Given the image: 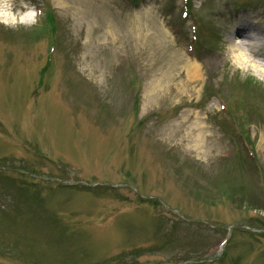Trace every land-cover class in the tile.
<instances>
[{"label": "rangeland", "instance_id": "obj_1", "mask_svg": "<svg viewBox=\"0 0 264 264\" xmlns=\"http://www.w3.org/2000/svg\"><path fill=\"white\" fill-rule=\"evenodd\" d=\"M263 15L0 0V264H264V62L231 36Z\"/></svg>", "mask_w": 264, "mask_h": 264}, {"label": "bare ground", "instance_id": "obj_2", "mask_svg": "<svg viewBox=\"0 0 264 264\" xmlns=\"http://www.w3.org/2000/svg\"><path fill=\"white\" fill-rule=\"evenodd\" d=\"M264 16V15H263ZM252 20L251 17H248ZM248 18L240 17L238 18L235 23L234 29L231 33L232 38H237L241 40V44H233L232 51L236 53V55H232L233 59L238 63L239 66L243 67V69H253L254 60L264 62V28H262L258 21L250 22ZM29 19L34 20L35 16L29 17ZM23 23H28L27 18L24 20ZM245 51V52H244ZM244 52V53H243ZM245 56L247 57H244ZM247 54V55H246ZM188 75L186 81L190 84L197 82L199 79V69L198 66L195 64H189L186 66ZM258 73L264 78V65L260 64L259 69L257 70ZM256 73L257 75H259ZM157 87V85H156ZM181 87V86H180ZM152 87L149 86V89ZM204 129L199 127L198 125L194 124L192 132L190 135L181 136V139L189 138L194 142L196 148L202 150L205 146V142L207 140V136L203 133ZM195 133V134H194ZM202 137V138H201ZM204 139V141H203ZM203 141V142H202ZM201 144H203V148L201 149ZM211 152V150H208Z\"/></svg>", "mask_w": 264, "mask_h": 264}]
</instances>
